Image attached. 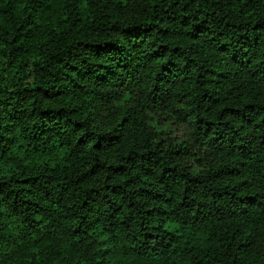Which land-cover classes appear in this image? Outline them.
<instances>
[{
  "label": "trees",
  "instance_id": "obj_1",
  "mask_svg": "<svg viewBox=\"0 0 264 264\" xmlns=\"http://www.w3.org/2000/svg\"><path fill=\"white\" fill-rule=\"evenodd\" d=\"M0 264H264V0H0Z\"/></svg>",
  "mask_w": 264,
  "mask_h": 264
}]
</instances>
